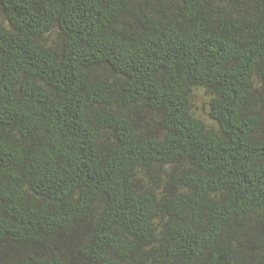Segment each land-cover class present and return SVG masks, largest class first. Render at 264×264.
<instances>
[{"label": "trees", "instance_id": "16d2710c", "mask_svg": "<svg viewBox=\"0 0 264 264\" xmlns=\"http://www.w3.org/2000/svg\"><path fill=\"white\" fill-rule=\"evenodd\" d=\"M0 264H264V0H0Z\"/></svg>", "mask_w": 264, "mask_h": 264}, {"label": "bare ground", "instance_id": "6f19581e", "mask_svg": "<svg viewBox=\"0 0 264 264\" xmlns=\"http://www.w3.org/2000/svg\"><path fill=\"white\" fill-rule=\"evenodd\" d=\"M147 33V32H146ZM243 85V84H242Z\"/></svg>", "mask_w": 264, "mask_h": 264}]
</instances>
